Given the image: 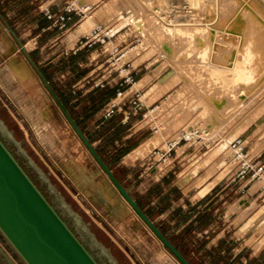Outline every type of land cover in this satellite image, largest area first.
<instances>
[{"label":"crops","instance_id":"1","mask_svg":"<svg viewBox=\"0 0 264 264\" xmlns=\"http://www.w3.org/2000/svg\"><path fill=\"white\" fill-rule=\"evenodd\" d=\"M102 2L32 0V6L23 10L28 17L24 28L28 40L24 46L37 45L33 59L78 127L143 213L178 250L185 247L186 254L198 261L203 259L206 264H264V205L256 216L264 191L256 186L257 182L233 181L234 168L225 172L226 163L215 152L216 146L209 149V144L182 143L175 148L173 170L161 173L155 168L148 172L144 168L143 158L186 126L196 108L191 106L181 114L178 121L182 126L178 128L175 120L164 128L158 126L156 121L161 117L156 116L152 125L159 130L156 134L151 132L142 113L167 103L168 94L178 83L170 84L175 72L162 54L158 57L150 47L140 51L141 43L132 45L139 42L141 33L133 28L124 33L114 30L105 21L107 14L100 15L105 6H101ZM67 4L76 8L90 5L92 10L81 17L72 13L67 30L63 31L45 17L43 9L48 7L57 17ZM9 26L17 35L18 30ZM97 26L104 29V42L81 44ZM51 69L58 80H53L54 84ZM127 75L134 81L125 86L121 108L104 120L103 108L115 98L119 83ZM96 82H102V87H96ZM136 94L143 105L125 118L132 111ZM45 109L48 117L42 111L39 119L61 156L53 168L68 173L81 201L96 211L131 254L139 257V250H143L151 259L156 255L165 264H179L120 196L61 112L47 106ZM263 116L264 112L244 129L248 132L244 140L249 155L261 161L264 131L259 132L256 123ZM205 147L209 151H203ZM211 150L213 153H209ZM0 264H8L1 254Z\"/></svg>","mask_w":264,"mask_h":264},{"label":"rangeland","instance_id":"2","mask_svg":"<svg viewBox=\"0 0 264 264\" xmlns=\"http://www.w3.org/2000/svg\"><path fill=\"white\" fill-rule=\"evenodd\" d=\"M31 2L0 0L1 16L18 30L23 45L28 40L24 32L28 17L23 10ZM104 3L105 21L114 30L124 33L133 28L141 33L139 42L132 45L141 43L140 51L150 47L158 57L162 54L175 72L170 84L178 81L177 86L167 103L152 113L161 117L156 124L164 128L175 120L176 127H181V114L195 107L186 128L203 129V142L209 149L216 146L215 152L226 163L225 172L233 168L229 143L237 136L245 139L244 129L264 112V0H103L101 6ZM34 46L30 43L25 48L35 58ZM50 71L54 84L57 76ZM49 97L0 19V140L29 177L28 164L39 174V182L30 178L99 264H165L163 258L153 255L151 259L143 250L139 257L131 254L96 211L81 201L68 173L53 168L61 156L39 119L42 111L47 112L45 106L58 109ZM256 124L259 132L264 131V116ZM261 165L252 182L264 191V161ZM263 205L264 194L256 216ZM0 248L15 264H25L1 232Z\"/></svg>","mask_w":264,"mask_h":264},{"label":"water","instance_id":"3","mask_svg":"<svg viewBox=\"0 0 264 264\" xmlns=\"http://www.w3.org/2000/svg\"><path fill=\"white\" fill-rule=\"evenodd\" d=\"M3 25L35 72L58 110L111 184L179 264H191L143 213L107 164L97 154L59 99L25 46L1 16ZM0 232L25 264H99L58 215L43 193L0 140ZM8 264H15L0 248Z\"/></svg>","mask_w":264,"mask_h":264},{"label":"built area","instance_id":"4","mask_svg":"<svg viewBox=\"0 0 264 264\" xmlns=\"http://www.w3.org/2000/svg\"><path fill=\"white\" fill-rule=\"evenodd\" d=\"M74 4H67L64 7L62 14L54 17L48 7L43 9V13L48 20H53L54 25H56L60 30H67V22L70 20V15L72 13L81 17L91 12L92 8L90 5H86L80 8L73 6ZM103 28L101 26L95 27L89 34L84 38L81 44L89 45L93 40L99 42H104L106 36L103 34ZM114 51H117L115 49ZM133 78L130 75L125 76L119 83V88L116 91L115 98L110 100L102 110L101 117L106 120L111 118L122 106V102L125 98V86L133 83ZM102 82H96V87H102ZM132 111L127 112L125 118H128L130 113H136L139 111L143 105L139 99V95H135V99L132 100ZM153 109H146L142 113V119L145 121L146 125L149 126L152 133L156 134L158 132V127L152 125L156 116H153ZM205 133L203 129L190 128L187 129L186 126L180 128L174 136L166 139L160 145L153 148L144 158L143 166L148 171L153 168L158 169L161 173H165L173 170V156L175 148L182 143H200L205 145L203 142L204 138L202 134ZM229 148L232 152V161L235 163L233 167L232 180H249L254 181L258 173L263 169L261 165L262 161L260 159L252 158L246 148V143L243 138L237 136L229 143ZM264 189V186H262Z\"/></svg>","mask_w":264,"mask_h":264},{"label":"trees","instance_id":"5","mask_svg":"<svg viewBox=\"0 0 264 264\" xmlns=\"http://www.w3.org/2000/svg\"><path fill=\"white\" fill-rule=\"evenodd\" d=\"M31 57L32 58H34L32 55H31ZM25 161H27V159H25ZM27 170H28V172H30L29 173V175H30V177L33 179V180H37L38 182L40 181V176H39V174L33 169V167L31 166V165H29L28 164V168H27ZM44 186H45V188L47 189V182H44V184H43ZM47 192H49L48 191V189H47ZM175 246H176V244L174 243V242H172ZM179 251L183 254V256L187 259V260H189V262L191 263V264H198L192 257H190L188 254H186V252H185V250L184 249H180L179 248Z\"/></svg>","mask_w":264,"mask_h":264},{"label":"bare ground","instance_id":"6","mask_svg":"<svg viewBox=\"0 0 264 264\" xmlns=\"http://www.w3.org/2000/svg\"><path fill=\"white\" fill-rule=\"evenodd\" d=\"M82 6H83V5H82ZM84 6H85V5H84ZM105 7H106V6H105ZM105 7H104V8L102 9V11L100 12V15H101L102 12H103V14H108V13H107V9H106ZM25 62H26V61H25ZM26 63H27V62H26ZM30 69H31V68H30ZM49 98H50V97H49ZM207 131H208V130H207Z\"/></svg>","mask_w":264,"mask_h":264}]
</instances>
